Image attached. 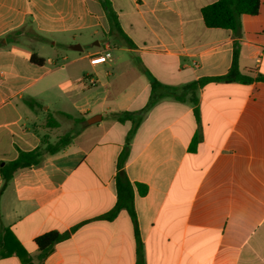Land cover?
Masks as SVG:
<instances>
[{"label": "crops", "instance_id": "obj_1", "mask_svg": "<svg viewBox=\"0 0 264 264\" xmlns=\"http://www.w3.org/2000/svg\"><path fill=\"white\" fill-rule=\"evenodd\" d=\"M214 1L110 0L129 44L108 35L99 0H0V36L31 18L48 38L34 45L40 64L25 47L0 45V160L34 148L43 134L53 141L76 132L1 189L0 264H264L262 80L208 81L196 105L163 97L142 115L123 163L140 257L128 212L100 217L115 203L118 157L134 124L115 113L145 106L147 72L179 91L226 73L238 42L239 70L264 75V0L241 16L238 35L204 24L201 9ZM105 52V61L90 63ZM49 114L57 127L45 126ZM49 230L69 234L40 258L34 238Z\"/></svg>", "mask_w": 264, "mask_h": 264}, {"label": "trees", "instance_id": "obj_2", "mask_svg": "<svg viewBox=\"0 0 264 264\" xmlns=\"http://www.w3.org/2000/svg\"><path fill=\"white\" fill-rule=\"evenodd\" d=\"M107 17L109 24L108 35H117L132 44L128 36L123 32L116 12L111 6L110 0H99ZM259 8V0H215L212 3L205 5L201 9L202 19L206 26L208 27H223L231 29L234 34L238 35L240 33L241 27V16L243 14H256ZM4 39V43H2ZM48 42V38L42 35L36 30L31 18H27L19 27L11 29L0 36V45H19L25 47L31 51L30 60L33 63L40 64L43 62L44 58L37 56L34 52V45L36 43ZM238 57V42H235L234 51L232 55V61L227 72L212 77H204L198 80L187 83L183 86L181 90L178 91V87L174 85H169L157 80L150 72H147V76L150 82V95L145 106L139 110H121L115 113V118L118 121L132 120L133 126L128 130L124 148L118 157V170L116 171L114 182H115V192L116 200L112 208L107 212L100 215V217L105 219L114 218L117 213L124 209L128 212L131 219L135 224V235L137 239V254L140 257V239L138 237V231L136 228V218L134 210V191L133 186L128 179L125 170L123 169V163L126 158L129 139L134 131L135 126L141 119L142 115L159 99L163 97H172L177 100L186 101L193 105L197 103L196 90L202 86L204 83L212 80H223V81H240L244 83L251 82L253 80L264 81V75H257L252 77L250 75L242 73L237 64ZM25 103L30 107L34 108L38 105L37 101L33 98H28L24 100ZM194 112L197 115V109L194 107ZM61 115L66 118L73 119L75 121L81 120L83 118H76L69 113L60 112ZM59 125L58 120L51 114L47 115L45 118V126L53 128ZM75 131L68 130L60 135H58L53 141L49 140L47 134H43L40 137L39 144L34 148L29 150H18L17 156L14 159L8 161L0 160V176L2 178L1 189L7 184V182L13 177L16 171L22 168H28L32 166L39 165L43 158L47 155L54 154L61 149H63L67 144H69L74 135ZM137 191L139 194H143L146 190V186L141 183L136 184ZM76 226H73L74 229ZM69 231L60 232L58 230L45 231L34 238V241L39 250L40 258L45 257L53 248V245L66 238ZM7 228L1 224L0 220V245L6 241ZM20 252V250H17ZM141 264V258L138 261ZM28 264H32L31 262Z\"/></svg>", "mask_w": 264, "mask_h": 264}, {"label": "built area", "instance_id": "obj_3", "mask_svg": "<svg viewBox=\"0 0 264 264\" xmlns=\"http://www.w3.org/2000/svg\"><path fill=\"white\" fill-rule=\"evenodd\" d=\"M109 56L108 52H105L103 54H96V55H92L89 58L90 63H96V62H103L105 61Z\"/></svg>", "mask_w": 264, "mask_h": 264}, {"label": "water", "instance_id": "obj_4", "mask_svg": "<svg viewBox=\"0 0 264 264\" xmlns=\"http://www.w3.org/2000/svg\"><path fill=\"white\" fill-rule=\"evenodd\" d=\"M71 48L80 49V46L79 45H77V46L76 45H72ZM99 117L100 116H98L97 119H99ZM94 121H96V118H94V117L88 119V122H94Z\"/></svg>", "mask_w": 264, "mask_h": 264}, {"label": "rangeland", "instance_id": "obj_5", "mask_svg": "<svg viewBox=\"0 0 264 264\" xmlns=\"http://www.w3.org/2000/svg\"><path fill=\"white\" fill-rule=\"evenodd\" d=\"M67 52H68V54H72L73 53L72 51H67ZM55 132H60V128L59 129H56Z\"/></svg>", "mask_w": 264, "mask_h": 264}]
</instances>
